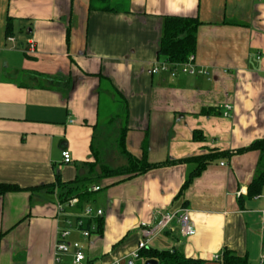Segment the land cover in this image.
I'll return each mask as SVG.
<instances>
[{"label": "crops", "instance_id": "obj_1", "mask_svg": "<svg viewBox=\"0 0 264 264\" xmlns=\"http://www.w3.org/2000/svg\"><path fill=\"white\" fill-rule=\"evenodd\" d=\"M113 4L115 11L99 12L90 0H0V185L21 189L0 195V264H56V241L68 228L69 243L78 242L86 256L82 264H145L151 259L132 258L143 225L184 208L196 235L183 237L175 220L146 250L205 264H223L231 251L260 264L264 189L250 197L248 188L264 155L216 157L184 191L195 165L179 161L264 140V0ZM169 16L202 22L194 55L204 74L152 73L164 61L158 53ZM110 131L116 139L124 131L131 155L160 166L97 180L101 166L128 163L117 147L113 165L98 164ZM89 177L91 195L64 214L62 190L42 188ZM87 207L103 211L88 222L89 238L75 226ZM73 254L62 264H73Z\"/></svg>", "mask_w": 264, "mask_h": 264}, {"label": "trees", "instance_id": "obj_2", "mask_svg": "<svg viewBox=\"0 0 264 264\" xmlns=\"http://www.w3.org/2000/svg\"><path fill=\"white\" fill-rule=\"evenodd\" d=\"M90 10L107 12L115 11L116 8L113 4V0H90ZM10 27V22L8 23ZM202 25V22L198 18L190 17H177L169 16L165 18L164 35L159 49V58L164 59L171 63H184L188 61L192 54H195L198 42V30ZM12 33H8L7 36H11ZM110 128H113V122H109ZM113 126V127H112ZM195 138H198L196 133ZM119 152L127 158V165L118 169L103 165L101 166V175L97 177L98 180H102L110 177L118 176H138L147 173L151 169H154L160 165H151L145 159L139 160L131 155L125 144L124 131L116 139ZM248 151H260L264 155V140H260L252 144L250 147L241 149L236 152L216 153L212 152L206 155H200L188 159L181 160V163L194 164V168L189 174L182 190L187 189L193 181L199 177L207 166L216 157H231L235 154H241ZM96 163L98 158L96 156ZM167 164H174L173 162ZM96 166V164H94ZM94 169H92V173ZM94 178H77L71 183H63L60 178L57 179V184L42 188L55 189L56 186L62 190L60 193V200L67 202L73 198H80L81 201H86L91 195L92 191L90 187L93 184ZM264 189V167L259 172L258 176L254 179L248 188V195L255 197L261 195ZM21 189L12 185H0V195L8 192H17ZM99 227H101L99 223ZM101 229V228H100ZM143 252V253H142ZM141 252V256L156 260L159 264H205L204 261L199 259L187 258L178 252H159L153 250H144ZM223 264H248V260L245 257H239L231 251H225Z\"/></svg>", "mask_w": 264, "mask_h": 264}, {"label": "built area", "instance_id": "obj_3", "mask_svg": "<svg viewBox=\"0 0 264 264\" xmlns=\"http://www.w3.org/2000/svg\"><path fill=\"white\" fill-rule=\"evenodd\" d=\"M8 41L15 42L13 37H9ZM30 53L35 52L34 42H30ZM168 73L171 77H176L179 73L184 75H197L204 74L205 71L198 69L196 67V56L192 54L188 61L184 63H171L168 61H162L157 63L153 69L152 73ZM227 112L225 113L226 117L230 116L232 106L227 105ZM64 163L70 164L72 161V155L69 151H64L62 153ZM101 190V187H93V192H98ZM264 198V194L261 195ZM80 203L79 198H73L65 203L59 204V211L64 214L67 213L68 209H74ZM103 216V211L101 209H94L92 207H87L83 213L78 217L76 221V229L81 231L84 237L89 238L92 235V230L88 226V222L92 221L95 218ZM177 220L180 225V232L183 237H193L196 235V229L194 223L191 219L190 211L188 208H184L177 213L164 212L160 214L159 219L153 225H143V238L139 242L138 247L135 252L132 254L133 259H139L141 252L148 248L149 242L164 232L166 229L170 228V225L173 221ZM69 222V221H68ZM70 223V222H69ZM72 234L71 228L61 230L56 241L55 251H54V260L56 264H62L63 256L69 254L73 251L74 263L73 264H82L86 256L81 250V246L78 242L69 243V238ZM215 260H219V257L216 256ZM114 264H120V262H115ZM260 264H264V254L260 259Z\"/></svg>", "mask_w": 264, "mask_h": 264}, {"label": "rangeland", "instance_id": "obj_4", "mask_svg": "<svg viewBox=\"0 0 264 264\" xmlns=\"http://www.w3.org/2000/svg\"><path fill=\"white\" fill-rule=\"evenodd\" d=\"M103 108H104V106H103ZM110 134H113V133L110 131ZM115 136L116 135L113 134L109 138L108 137H106V138L104 137V140L102 142H100V143H105L106 142L107 145H109V146L107 147V149H106L107 151L105 152L104 156L102 157V160H99L98 164L100 163V161L101 162L103 161L104 163L109 164V165L110 164L113 165L115 163V157H114L115 156V153H114V151H115V149H117V145H116V142H115V140H116V137ZM125 264H127V262H125Z\"/></svg>", "mask_w": 264, "mask_h": 264}, {"label": "water", "instance_id": "obj_5", "mask_svg": "<svg viewBox=\"0 0 264 264\" xmlns=\"http://www.w3.org/2000/svg\"><path fill=\"white\" fill-rule=\"evenodd\" d=\"M128 264H134L133 261H130ZM145 264H159L156 260H148Z\"/></svg>", "mask_w": 264, "mask_h": 264}]
</instances>
